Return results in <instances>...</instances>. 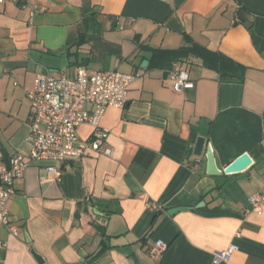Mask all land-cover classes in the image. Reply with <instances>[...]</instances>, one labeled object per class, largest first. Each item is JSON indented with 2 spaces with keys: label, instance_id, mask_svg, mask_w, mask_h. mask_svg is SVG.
<instances>
[{
  "label": "crops",
  "instance_id": "1",
  "mask_svg": "<svg viewBox=\"0 0 264 264\" xmlns=\"http://www.w3.org/2000/svg\"><path fill=\"white\" fill-rule=\"evenodd\" d=\"M193 43L243 65V80L222 79L195 55H153ZM78 66L138 74L129 103L102 117L100 152L59 179L33 165L16 180L9 210L19 235L0 223V264H39L31 245L45 264H264V203L259 213L249 200L264 193V0L0 3V164L30 149L36 76ZM174 69L190 75L180 91ZM208 144L220 169L244 153L252 163L208 174ZM177 206L190 208L170 215ZM157 240L167 249L153 258Z\"/></svg>",
  "mask_w": 264,
  "mask_h": 264
},
{
  "label": "built area",
  "instance_id": "2",
  "mask_svg": "<svg viewBox=\"0 0 264 264\" xmlns=\"http://www.w3.org/2000/svg\"><path fill=\"white\" fill-rule=\"evenodd\" d=\"M24 4L27 0H0ZM138 77L136 73L117 70L89 71L78 66L73 76L62 71L58 75L39 73L34 87L27 92L30 102V149L26 154L13 155L7 164H0V223L6 224L18 236V230L10 221L9 201L17 193L15 182L25 170L33 165L40 167L45 175L60 178L64 172L85 157L88 150L100 152L108 130L101 127V119L107 109L125 108L129 103V90ZM175 90L180 91L190 82L184 69L170 73ZM89 124L94 133L83 139L79 129ZM105 154L112 155L108 149ZM254 210L261 213L264 193L250 197ZM167 249L163 240H157L150 249L153 258H158ZM237 249L235 245L215 257L218 263L226 260Z\"/></svg>",
  "mask_w": 264,
  "mask_h": 264
},
{
  "label": "trees",
  "instance_id": "3",
  "mask_svg": "<svg viewBox=\"0 0 264 264\" xmlns=\"http://www.w3.org/2000/svg\"><path fill=\"white\" fill-rule=\"evenodd\" d=\"M154 56H168L172 60L184 59L185 57L195 55L202 58L205 65L217 70L219 73H226L222 79H235L242 81L244 78L245 67L220 52H213L206 47L191 44L178 49H154ZM105 242V241H104ZM106 247L101 248L96 256L103 252Z\"/></svg>",
  "mask_w": 264,
  "mask_h": 264
},
{
  "label": "water",
  "instance_id": "4",
  "mask_svg": "<svg viewBox=\"0 0 264 264\" xmlns=\"http://www.w3.org/2000/svg\"><path fill=\"white\" fill-rule=\"evenodd\" d=\"M147 63H148V61L145 60V61H143L142 65L145 66V65H147ZM221 76L225 77V76H229V75L226 73H222ZM205 143H206L205 137H199L198 138L197 143H196V147H195V154L196 155L202 154V152L205 149ZM205 153H206V157H207V172H208V174H211V175H218V174H221L223 172L226 174L240 172V171L245 170L252 163L251 156L248 153H244L240 157L235 159L232 163H230L227 167H225V169H220L218 164H217L215 153H214V150H213V147L211 144L207 145ZM189 208L190 207H187V206H177V207L169 209L168 213L170 215H173L179 211H183V210H186ZM26 239H27L28 243H31V239H30L29 235L26 236ZM31 250H32V253L35 256V258L39 262V264H45L44 257L40 253H38L33 248L32 245H31Z\"/></svg>",
  "mask_w": 264,
  "mask_h": 264
}]
</instances>
